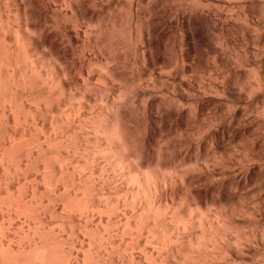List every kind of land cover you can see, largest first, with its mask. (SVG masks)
<instances>
[{"label": "bare ground", "instance_id": "1", "mask_svg": "<svg viewBox=\"0 0 264 264\" xmlns=\"http://www.w3.org/2000/svg\"><path fill=\"white\" fill-rule=\"evenodd\" d=\"M263 8L0 0V264H264V120L243 109L260 101L264 74L246 89L191 83L209 32L227 36ZM211 54L201 69L236 73L221 49ZM260 57L244 60L259 67ZM135 66L150 132L142 148L124 84ZM164 128L172 141L155 143L150 163L151 135ZM164 150L180 166L161 164ZM216 182L227 186L222 208L203 204Z\"/></svg>", "mask_w": 264, "mask_h": 264}, {"label": "rangeland", "instance_id": "2", "mask_svg": "<svg viewBox=\"0 0 264 264\" xmlns=\"http://www.w3.org/2000/svg\"><path fill=\"white\" fill-rule=\"evenodd\" d=\"M225 1H228V0H225ZM236 1L240 2V1H245V0H236ZM254 1L259 3L260 5H262L264 7V0H254ZM262 11H263V13L262 12H258L256 14H254V18H253L254 22L252 21L250 23L249 22L245 23V21H244L242 23V21H240V23H241V24H239L240 28L232 29L231 33H229L227 36L224 35L225 37L223 35L215 32L214 30H211L209 32L210 45L206 46V47H200L199 48V52L201 53V55H199L196 58V61H194V63L196 64L195 68H197V69H196L195 73H193L191 75L192 76L191 77V83H192L193 86L198 85V83L201 82V81L204 84L209 83L210 81H213L214 79H216L218 77L217 78L218 82L222 81L223 84H227L229 82H233L234 84L238 85V87L241 86V88H243V89L245 88L246 89L248 86L251 85L252 82L253 83L255 82V79L258 78V75L260 73L264 74V58L261 56V55L264 54V10H262ZM33 15H34V17H37L39 15V10L38 9H33ZM169 39H170V37H169ZM172 40L173 39L171 38V41H170L168 46H170V44L172 43ZM172 48H174V47L172 46ZM168 49H169L168 47H167V49L163 48V50H161V52H163L165 50L166 53H167L170 50V49L169 50ZM213 49H221L223 54H224V56H225V60H226V62H228V64L229 63H232V64L236 63L235 66L236 65L238 66V68L236 69L237 70L236 73H231L229 70H224V71L220 72L219 75L216 76V75H213V74L210 75V71H208V67H206V65H205V67L207 68V70L205 68L204 69L200 68L201 66H202V68L204 67L203 66L204 65V61H205V63L208 62L209 64L214 62L213 61V55L211 54V50H213ZM171 51L173 53L175 52L173 49ZM202 51H204V53L207 54L208 56L203 55ZM172 52H171V54L174 55ZM252 52H253V54L255 53V55H258V57H260V56L262 57V58L261 57L259 58V65H258L259 67L248 66L245 63L244 58L246 57V55L247 56H251ZM169 53L170 52H168V54ZM163 54L166 57V59H168L167 56H166L168 54L165 55V52H163L162 55ZM171 54H169L168 57ZM139 56H140V53H139ZM172 58H173V56H172ZM174 58H175V55H174ZM169 59H168V61L173 60V59H170V60ZM96 63H98V62H96ZM98 64H96V65H98ZM180 67H181V65H180ZM140 68L141 67L138 68V67L135 66V69H131V70H134V73L131 76V78L126 82L127 84L124 83L125 87L127 88V91H126L127 93L126 94H129V92L131 94V90H133L132 91L133 94H131V96H129L130 95L129 94L126 97H128L129 99L130 98L133 99V100H131V99L129 100L128 99L130 105L132 104L131 105L132 111L136 113V114L133 113L134 114L132 116V121L133 122L131 121V127L130 128H131V133L133 134L132 138L134 139L135 145L138 148H142L144 143H146L148 141V136L150 134L149 129H148V125H147L146 120H145L143 108L140 106L141 103H140L138 98H135L136 93H137L136 92V87L140 86L139 80L141 78L143 79ZM144 69L147 70L146 67H144ZM138 76H139V78H138ZM249 77L251 78L252 81H249V79H250ZM96 78H97V75H96ZM94 81L96 83H98V79L94 80ZM95 82H94V85H96ZM102 86L103 85H101V83L96 85V87H95L96 90L95 91L99 92L100 90L105 88V86H103V87ZM115 87H117V83H116V86L114 85V89H116ZM132 88H135V89H132ZM262 89H264V88H262ZM262 89H257V91H256V94L259 92L257 95H260V101L258 103H254L252 106H246L245 108L243 107V109L246 110V112L249 113V114H252V115L254 114L255 117H257V118L261 119V117L263 116L262 120H264L263 119L264 118V90H262ZM94 95H97V93L95 92ZM134 104L137 106L136 108H135ZM138 109H139V111H138ZM257 112H259V115H258ZM261 113H262V115L260 116ZM207 117H208V120L206 122H210V119L213 117L212 111L208 112V116ZM262 131H264V126L262 128ZM151 136H152V139H151L152 142H150L151 143V149L148 150V152L146 153V157L148 158V161L150 163H155L157 159H156L155 155H153L154 153H152L153 152L152 149L155 148V145L157 143H159V145L161 147L165 146L167 148L166 145L171 143V141H172L171 137H173V134H171V131L169 130V128H164V129H162V131H156V132L152 133ZM209 150L211 151L210 148H209ZM192 154H193V150H191V149L188 150L186 152V157L185 158L188 159V160L191 159L194 156ZM159 159H160L159 162H161V164L162 163H174V164H176V166H180V164L182 163V160L179 158L178 152L174 153V152H172L170 150H164L162 152L161 157ZM153 166H155V164H153ZM220 183L221 182H216L208 190V193L206 194V197L204 198V201H203L204 205H206V206L208 205V207L209 206L211 207L212 203H216L218 208H222L224 206L223 205L224 203L222 202V199H221V195H222V192L227 188V186L226 185H221ZM228 186L232 190L235 189L234 186H232V185H228ZM244 188H245L244 191H248L249 189H251L250 183L247 182V185L245 184ZM242 193H243V191H242ZM180 197H181V195H180ZM241 198L242 197H240V199ZM183 200H184V197H183V199L181 197V200L180 199L178 200V198H177V201H178V203L181 206L184 203ZM241 200H243V199H241ZM181 202H182V204H181Z\"/></svg>", "mask_w": 264, "mask_h": 264}]
</instances>
